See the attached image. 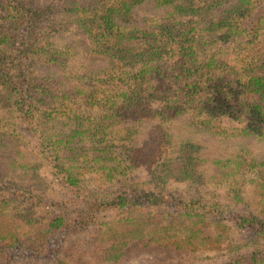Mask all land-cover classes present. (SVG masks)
I'll list each match as a JSON object with an SVG mask.
<instances>
[{"label": "trees", "instance_id": "1", "mask_svg": "<svg viewBox=\"0 0 264 264\" xmlns=\"http://www.w3.org/2000/svg\"><path fill=\"white\" fill-rule=\"evenodd\" d=\"M1 219L0 264H113L142 224L264 264V0H0Z\"/></svg>", "mask_w": 264, "mask_h": 264}, {"label": "rangeland", "instance_id": "2", "mask_svg": "<svg viewBox=\"0 0 264 264\" xmlns=\"http://www.w3.org/2000/svg\"><path fill=\"white\" fill-rule=\"evenodd\" d=\"M24 128V127H23ZM183 129V126H181ZM184 130V129H183ZM24 135L30 139L32 142H35L34 137L27 132L26 130L23 131ZM187 138L193 139L195 143L196 141H200V146H196L191 148L189 151H196V153L202 154L203 157L206 155L212 156L213 154H219L223 151L220 150H214L212 147H210V144H213V141H210L209 138L204 137L202 133L196 130H190L186 132ZM249 141V140H248ZM169 150V149H168ZM166 150V153H169V151ZM228 151V150H227ZM177 151H174V154H176ZM37 172L39 174H44L49 176V169L48 167H40ZM144 170L139 171V177L144 176L145 174ZM249 177L248 175H245L243 179L241 180L243 191L246 194L247 199L252 201L254 204H257V184L256 182H253L251 179H247ZM2 221V222H1ZM0 221V228L8 231L9 226L8 222L1 219ZM135 226H131L130 230H133ZM148 225L142 224V226H139V231L141 236L140 238H136L135 240L131 241L128 246L125 249L124 254L121 258H119L117 261H115L113 264H177L179 261H181V257L185 254L186 251H188V247H184L182 249L175 248L172 245L165 246L162 245L161 237L158 234H150L148 232ZM183 232V229L181 230H174L172 233V236L174 235H180ZM211 229L210 228H204L202 230L201 235H211ZM133 234L137 235V227L135 228ZM151 235H155V237H152ZM152 237L151 240H148V237Z\"/></svg>", "mask_w": 264, "mask_h": 264}]
</instances>
